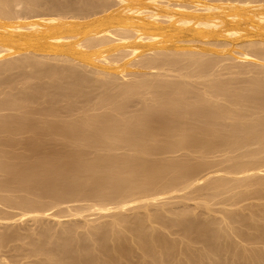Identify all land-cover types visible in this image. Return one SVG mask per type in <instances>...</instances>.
<instances>
[{
	"label": "bare ground",
	"instance_id": "1",
	"mask_svg": "<svg viewBox=\"0 0 264 264\" xmlns=\"http://www.w3.org/2000/svg\"><path fill=\"white\" fill-rule=\"evenodd\" d=\"M79 1L81 4L77 5ZM59 2L62 1L52 5L53 11L51 8L49 13H41L35 12V8L46 5L48 0H0V74L8 73L0 78V94H4L0 98V110L18 111L6 119H2L3 115L0 117V224L5 228L4 221L7 227L17 222L13 225L25 229L26 226L21 224L24 221L41 222L42 216L58 218L61 213L56 215L50 211L62 204H66L71 216L83 217V212L87 210L96 211L98 215L116 216L111 218L114 220L109 226L103 225L102 235L92 232L101 225L89 226L91 230L86 239L92 242L90 246L84 243L76 225L63 227L61 232L53 234L49 225L43 227L42 223L41 227L39 223L35 226L36 237L34 234L31 236L33 231L26 234L20 232L21 235L17 229V234L16 230L12 229L13 233L6 230L5 237L0 239V246L9 245L7 250L11 251L17 246L13 241L29 237L28 244L32 248L28 250L27 259L33 256V259L30 257L32 264H113L136 249L141 250L138 253L142 259L140 264H169V261H174V251L170 255L171 250L178 243L166 237L160 231L161 227L171 235L174 232L187 238L188 232L196 228L206 232L207 227L206 230L204 225L180 228L178 224L184 219L189 220L188 216L182 221L169 219L165 212L169 213L171 208L151 211L150 205L158 204L157 201L170 193L183 194L185 189L190 193L194 185V188L199 185L198 190L193 189L197 190V194L203 189L215 191L218 187L224 188V185L232 183L233 179L226 182L231 177L229 174H244L246 178L240 176L244 180L254 175L252 184H264L261 179L262 173L264 176V158L260 155L264 153V117L260 118L264 112V0H67L58 6ZM20 3L26 11L16 9ZM48 59L61 62V65L53 64V61L49 63ZM228 59L232 62H226ZM248 66H259L257 74L260 76L253 77L249 82L245 80L246 86L240 90L235 88V93L229 90L231 81L225 84L226 79L224 84L228 85L230 93H227V87H222V80L221 84L209 83L212 76H220L225 69L239 73L244 67L240 71L247 75V72L250 73V69H246ZM192 76L205 80L199 91L185 88ZM31 79L42 82L51 79L53 84L45 87L36 81L40 84L17 85H25ZM219 89L224 91V95ZM51 91L52 97L60 95L70 100L69 104L81 97L80 101L93 105L94 110L107 105L115 113L103 112L101 116L97 114L99 118H94L97 115L92 113V117L63 118L60 121V117L53 121V115L54 119L50 120L47 117L49 108L32 107L30 103H37L40 96ZM92 93H96L97 97L90 104ZM220 94L224 97H220L223 103L218 101ZM52 97H49L50 102ZM46 100L49 101L47 97ZM224 101L231 105L225 106ZM133 102L142 105L138 114L130 112L135 109L132 108ZM237 103L241 106L251 103L249 111L244 106L245 109H236L234 105ZM252 104L260 107L258 110L262 108L261 113L255 106L251 108ZM129 106L133 110H127ZM67 111L70 109L67 108ZM253 111L258 112L256 119ZM220 144L224 145L221 146L223 149L246 146L249 151L252 147L253 150H246L243 156L255 158L260 155L257 156L259 160L249 158L244 162L245 159H242L244 163L239 160L240 163L233 166L217 168L221 165L217 159L220 164L216 160L219 165L215 168L213 165L216 162L213 161L212 165L210 159L209 164L202 158H206L205 155L207 159L215 156L218 151L215 149ZM254 144L261 146L255 149ZM242 148L239 150L242 151ZM179 151H183V155L187 152L186 156L197 152L201 160L198 161L200 156L193 162L190 159H161ZM179 156L181 158L182 154ZM213 173L218 174V178L208 180L214 176ZM225 174L229 176L223 180ZM249 180L251 182V178ZM252 184L248 186L246 183L242 191L250 185L251 189L252 186L258 188ZM259 188L263 190L264 186ZM201 192L200 196L204 198L205 192L204 195ZM208 192L205 197H209ZM259 193L256 197L261 195ZM253 194L249 196L254 197ZM82 201L87 202L85 206H74L75 202ZM134 207L148 211L140 216L136 212L134 217L121 214ZM109 211L118 212L111 214ZM153 224L161 226L160 229ZM117 225L122 228L115 229ZM148 225H151L150 230H146ZM257 234L248 238L250 243L255 239L262 242L263 234ZM27 242L22 244L28 245ZM86 248L95 250L96 254L85 255L82 251ZM2 249L0 255L7 252ZM5 254L4 258L0 257L3 258L0 262L9 257L8 253ZM17 260L20 257H16Z\"/></svg>",
	"mask_w": 264,
	"mask_h": 264
},
{
	"label": "rangeland",
	"instance_id": "2",
	"mask_svg": "<svg viewBox=\"0 0 264 264\" xmlns=\"http://www.w3.org/2000/svg\"><path fill=\"white\" fill-rule=\"evenodd\" d=\"M56 1V2H55ZM57 1H62V2H59L58 3V6H60L59 4H61V3H63V2H66V1H64V0H48V3H46V5H43V6H41L40 5V7L38 6V7H36L35 8V12H41V13H49L50 11H51V8L53 7L52 5H54V6H56L57 4ZM75 2H77V0H74ZM82 1V0H81ZM54 2V3H53ZM78 4L77 5H79V4H81L80 3V1L79 2H77ZM50 4H51V6H50ZM47 5H49L50 6V9H49V6L48 7H46ZM76 5V7H79V6H77ZM23 5H22V3H20L19 5H18V7L16 8L17 10H19V11H21V12H23V11H26L23 7H22ZM46 7V8H45ZM82 8H84V7H82ZM66 10V9H65ZM69 10H71V9H69ZM52 11H53V8H52ZM49 60V59H48ZM47 60V61H48ZM50 61H51V63H52V61H53V64L54 63H56L57 65H61V62H56V61H54V60H49L48 62L50 63ZM226 62H232V61H230L229 59L228 60H226ZM62 64H64V63H62ZM258 67V68H257ZM242 68V67H241ZM240 68V70L241 71H243L242 69ZM250 69V73L249 72H247L248 74L246 75V73L245 72H241L240 70H239V73L241 72L242 74H239L237 71H235L234 69H233V71H235V72H230V71H228L227 69H225L222 73L223 74H221L220 76L218 75V76H212V78H211V80H209V83H219V84H221L220 82H222L223 81V86L222 87H224L225 86V84H228V82L229 81H231V82H229V83H231V84H229V86H230V89L228 88V85H226L225 87H227V88H225V89H227L226 91H227V93H230V91H228V89L229 90H231V92H233V93H235L237 90H240L241 88H243V86H246L245 84L247 83V81H245V80H248V82L249 81H251V80H253L254 78L253 77H255V78H259V76H258V74H257V72H258V70H260V67L259 66H248V67H246V69ZM258 69V70H257ZM237 70V69H236ZM188 71V70H187ZM253 71V72H252ZM256 71V72H255ZM225 72V73H224ZM229 74H228V73ZM256 73V74H255ZM6 74H8L7 72H6ZM5 73L3 74H0V78H2V77H4L5 75H6ZM224 74H225V76H224ZM245 74V75H244ZM240 75V76H239ZM255 75V76H254ZM227 76V77H226ZM231 76V77H230ZM235 76V77H234ZM248 76V77H247ZM257 76V77H256ZM222 77V78H221ZM226 77V78H225ZM245 77V78H244ZM196 78V77H195ZM195 78H193V76H192V80L191 79H188V80H190L189 82H190V84H192V85H190L189 83H186L188 86H185V88H187V89H189V88H192V89H197V90H195V91H199L198 90V88H201L202 87V84L203 83H205L204 81V79H202V78H196V80H194ZM216 78V79H215ZM224 78V79H223ZM228 78V79H227ZM242 78V79H241ZM251 78V79H250ZM253 78V79H252ZM174 79H176V77L174 78ZM219 79V80H218ZM226 79V81L225 82H227V83H225L224 82V80ZM232 79V80H231ZM240 79V80H239ZM37 82H40L43 86H45V87H49L50 85L52 86V84H53V81H51V79H47V80H43V82H42V80L41 81H39L38 79H35ZM49 80V82H47ZM176 80H178V79H176ZM203 80V81H202ZM213 80V81H212ZM215 80V81H214ZM222 80V81H221ZM228 80V81H227ZM238 80V81H237ZM245 81V83H244V81ZM36 81H34V79H31L30 81H26L25 82V85H24V83L22 84V83H20V84H17V85H19V87H21L22 85L23 86H26V84H27V86L28 85H30V84H32L33 83V85H39L38 83H36ZM45 81V82H44ZM197 81V82H196ZM35 82V83H34ZM55 82V81H54ZM195 82V83H194ZM237 82V83H236ZM206 83H208V82H206ZM225 83V84H224ZM240 83V84H239ZM194 84V85H193ZM196 84H198V85H196ZM233 84H234V86H233ZM236 84V85H235ZM200 85V86H199ZM191 86V87H190ZM194 86H196V88L194 87ZM222 87H220V88H222ZM93 88H95V87H92V89ZM224 88H223V90H224ZM237 90H236V89ZM91 89V90H92ZM93 90H95V89H93ZM220 90V89H219ZM223 90H220L221 91V93H223L224 91ZM234 90V91H233ZM226 91L224 92V93H226ZM224 93H223V95H224ZM226 93V94H227ZM52 94H53V92L51 91L50 92V94L48 93V94H44V96H40L38 99H37V103H35V102H32V103H30L31 104V106L32 107H35L36 105L39 107H41V108H44V110L45 109H47V108H49V110H50V114L47 116V117H50V120H52V119H54L53 121H56V120H58V118H59V121L62 119L63 120V118H65V120L67 119V120H70V119H72V120H75V119H77V117L78 118H80V116L81 117H84V116H88L89 115V117H90V115H91V117L93 116L92 115V113L94 114V115H102V114H107V113H115V112H113L112 110H111V108H109L107 105L106 106H102L101 107V109H100V107H98L99 109H96V110H94L95 109V107H93V105H89L87 102L86 103H84L83 101H80L81 100V97H79V98H75L74 99V101L72 102V104H69L70 103V100H68V99H66V98H61V96L59 97V96H53L52 97ZM93 94V93H92ZM96 93H94L93 94V96H91L92 98V100H91V103L90 104H92L96 99H95V97H97V94L95 95ZM4 94H0V98L2 99L4 96H3ZM51 95V96H50ZM222 94H220V96H218L219 98H218V101H220L221 102V100H222V103H223V99H224V97H222L221 96ZM235 96V95H234ZM46 97L49 99V101L48 100H46ZM49 97H52V103L50 102V98ZM220 97L221 98H223V99H220ZM231 97H232V95H231ZM236 97V99H239L237 96H235ZM57 98V99H56ZM93 98L95 99V100H93ZM232 98H234V97H232ZM39 99H40V101H39ZM56 100V101H55ZM76 100V101H75ZM39 101V102H38ZM59 101V102H58ZM61 101V102H60ZM78 102V103H77ZM83 104H82V103ZM226 101H224V103H225ZM49 103H51V104H49ZM54 103V104H53ZM134 103V102H133ZM33 104V105H32ZM39 104V105H38ZM251 104V103H250ZM250 104H247L246 106H244V105H242L241 106V104L239 105V103H237V104H235L234 105V107L236 108V109H240V108H243V109H245L244 107H246V109L245 110H247L248 109V105H250ZM81 105V106H80ZM135 105V106H134ZM134 105L132 106V108L134 109H132L130 106V108L129 109H127V110H133V112L132 111H130L131 112V114H138L139 112H140V109L141 108H139V107H141L142 105H141V103H139V104H135L134 103ZM141 105V106H140ZM225 105V104H224ZM229 105H231L230 103H228L227 104V102H226V105L225 106H229ZM36 106V107H37ZM68 106V107H67ZM244 106V107H243ZM255 106V105H254ZM253 106V104H252V107L251 108H253L254 107ZM27 107V106H26ZM47 107V108H46ZM62 107V108H61ZM90 107V108H89ZM104 107V108H103ZM108 107V109H105V108H107ZM139 109H138V108ZM256 107V108H255ZM254 108L257 110V111H260L261 109H259L258 110V108H260V107H258L257 108V106H255ZM54 108V109H53ZM65 108V109H64ZM67 108H69L70 109V111H67ZM85 110H87V111H84V109ZM97 108V107H96ZM90 109H92V110H90ZM250 109V108H249ZM3 110V109H2ZM90 110V112H88ZM253 110V109H252ZM5 110H3V111H1L0 110V113H2V114H0V117H2V115H3V117H2V119H6V118H8L11 114H16V111L15 110H6L5 112H4ZM14 111H15V113H14ZM67 111V112H66ZM83 111V112H82ZM247 111H249V110H247ZM250 111H251V109H250ZM12 112V113H11ZM70 113V115H67V114H69ZM72 112H73V114H72ZM104 112V113H103ZM107 112V113H106ZM130 112H128V114H130ZM17 113H18V111H17ZM51 113H53L52 114V116H50L51 115ZM247 113V112H246ZM251 113H252V111L249 113L250 114V116H251ZM260 113H261V111H260ZM6 116H5V115ZM58 114V115H57ZM80 114V115H79ZM83 114V115H82ZM86 114V115H85ZM8 115V116H7ZM53 115H54V118H53ZM60 115V116H59ZM79 115V116H78ZM98 115L97 116H95L94 118H99L98 117ZM100 115V116H101ZM255 115H258V112H256L255 113V111H253V116H255ZM261 116H262V118L264 117V112H263V115L262 114H260V118H261ZM6 117V118H5ZM62 117V118H61ZM258 117H259V115H258ZM52 118V119H51ZM252 118V117H251ZM257 118V116H255V119ZM1 119V118H0ZM48 119V118H47ZM253 119H254V117H253ZM255 145H257V144H254V145H252V146H254L253 148H255V149H257L259 146H261V144L259 145H257V146H255ZM221 146H224V145H222V144H220V146H217V148L215 149V151H217V153H215V151H214V153H215V156L211 153V155H213V156H210V158H208L207 159V155H205L206 156V158H202V159H204L205 160V162H207V163H209L210 164V160H211V164L213 165L215 162H216V160L218 159L219 160V162H221V165H219L220 163L218 162V160H217V162L219 163H215V164H217V165H213V166H215V168L219 165V167H217V168H226V166H228V165H232V164H236V163H240L239 162V160L241 161L242 159H245V161L244 162H246V161H248V160H250V159H255V160H259V157H257V156H260L261 155V157L262 158H264L263 156H264V153H262V154H260V155H257V156H254L255 158H253V157H249V156H247V158H246V155L245 156H243V154L244 153H246V146H244L243 148H242V146L240 147V146H238L239 148H240V150H241V148H242V151H240L239 150V148H237V147H234V148H237L238 149V151H237V149H235L234 150V148L231 146V149L229 148V147H225V149H223ZM221 149V150H219V148ZM248 147H251V146H248ZM226 148H228V150H229V153L227 152L228 150L226 149ZM232 148H233V150H232ZM243 149H245V151L243 152ZM251 150H253L252 149V147L250 148V150L249 151H251ZM121 151V150H120ZM120 151H118V152H120ZM220 151V152H219ZM224 151V152H223ZM230 151H232V152H230ZM233 151H234V153H233ZM248 150H247V152H249ZM255 151H257V150H255ZM121 152H125V150H123V151H121ZM127 152V151H126ZM226 152V153H225ZM242 152V153H241ZM127 153H131V151H128ZM177 153H180V154H182V156H181V158H180V154H178V156H177ZM175 152V153H173V154H175V155H173L172 153H170V155L169 154H167V155H164L165 157H161V159H163V160H167V161H176V160H182V159H190L189 161H191V162H193V161H197V159H198V156H200L199 157V160L198 161H200L201 159V155H199V154H194V152H193V154H189L188 156H186L187 154V152H185V155H183V151L181 152V151H179V152ZM238 154V155H237ZM169 155V156H168ZM172 155V156H171ZM195 156L194 158H193V156ZM197 155V156H196ZM209 155H210V153L208 154V157H209ZM240 155H242V156H240ZM168 156V157H167ZM186 156V157H185ZM229 156V157H228ZM231 156V157H230ZM174 157H175V159H174ZM178 157V158H177ZM190 157V158H189ZM197 157V158H196ZM202 157H204V156H202ZM243 157V158H242ZM192 158V159H191ZM224 158V159H223ZM230 158V159H229ZM250 158V159H249ZM262 158H260L261 160H262ZM206 159H207V161H206ZM210 159V160H209ZM247 159V160H246ZM209 160V161H208ZM235 160V161H234ZM213 161H214V163H213ZM223 161H224V163H223ZM237 161V162H236ZM243 162V160H242V163H244ZM223 163V164H222ZM227 163V164H226ZM224 164H226L225 166H223ZM220 166H222V167H220ZM229 166V167H230ZM233 166V165H232ZM213 169H214V167H212ZM263 168H264V166H263ZM213 169H211V171L213 170ZM216 170V169H215ZM257 174H261V172H258ZM257 174H255V177H257L258 178V176H259V178H260V175H257ZM263 174V173H262ZM261 174V176H262V178L261 179H263L264 180V176ZM212 175H214V176H212L211 177V179H208V180H212L213 179V177H214V179H216V178H218V177H216V175H218V174H212ZM225 175H227V174H225ZM224 175V176H225ZM231 176V177H229V178H227L228 176ZM229 175H227L226 177H224L223 176V178H225V179H223V180H226V178H227V180H226V182H228L229 183V179H230V181H231V179H233L232 180V183L230 182L229 184H227V185H224V184H226V182L225 183H223L222 185H224V188L221 186V188L220 187H218V188H220V190H218V188H216L215 189V191H213V189L211 190V189H206L207 191H205L204 189V191L202 190V192L201 191H198V194H197V190H198V186L196 185V187L194 188V186H191L192 188L189 190L190 191V193L187 191V189H185V190H183V194L182 193H178V192H176V194H173L172 195V193H170V194H168V196L167 197H165V198H162V200L161 201H157V203L158 204H154V205H150L149 206V208L151 209V211H153V210H156L157 208V210H161V211H164V209L165 208H168L169 207V209L171 208V210L169 211V213L168 212H165V216L167 217V218H169V219H179L180 221H182V218H186V216H188V218H190L189 220L187 219V220H183L180 224H178L179 226L178 227H180V228H182V227H189V228H194V227H196V226H199V227H201V226H203L204 225V229L206 230V227H207V230H206V232H204L203 230H200V229H198V228H196L197 230H192L190 233L188 232V238L187 237H182V235L180 236V234L179 235H176V234H178V233H174L173 232V234L174 235H171L172 233H169V232H167L165 229H163L161 226H159L158 224V227H157V225L155 224V226H154V224H153V226L154 227H156L158 230L160 229V227H161V229H160V231L162 232V233H164V235L166 236V237H168L170 240H173V241H175L174 243L176 244V243H178L177 245H175V247L173 248V250H171V252L172 253H170V255H172L173 254V251H174V254L171 256L172 258H174V261L173 260H171V258L169 259V260H171L172 262H168L169 264H179L180 263V261H181V263L183 264H264V232L263 233H261V232H259V231H264V199L262 200L261 199V197H264V188H263V190H261L259 187H261L262 188V186H264V184H262L261 186L260 185H257V184H255V183H253L252 184V180H254V179H252L253 177L252 176H254V175H252L251 177H249V179L251 178V182H250V180L248 181L247 179H240V176L242 175V174H240V175H238V174H229ZM233 175H235L236 177H234V178H236V180H234V178H233ZM257 175V176H256ZM243 176V178L246 176H244V174L242 175ZM216 177V178H215ZM242 178V177H241ZM246 178V177H245ZM207 180V181H208ZM242 180H244V181H242ZM206 181V182H207ZM234 181H236L238 184H236V182H234ZM241 183H240V182ZM243 182H244V184H243ZM251 183L252 185H257L258 186V188L256 187V189H255V186L253 187L252 186V189L250 188L251 187V185H250V187H246V189H245V187H244V189H245V191L243 190L242 191V186H247V185H245L246 183L248 184V186H249V183ZM233 184H234V186H233ZM233 186V187H232ZM235 186H237L239 189H237V187H235ZM197 188V190H194L193 191V189H196ZM228 188H230V189H228ZM237 190H236V189ZM247 188H249L250 189V191L248 190V191H246L247 190ZM221 189H222V191H221ZM223 189H224V191H223ZM225 189H226V191H225ZM229 191H228V190ZM232 189H234V190H232ZM200 190V189H199ZM231 190V191H230ZM236 190V191H235ZM255 190V192H253ZM259 190H261L260 191V193H259ZM209 191V192H208ZM218 191V192H217ZM221 191V192H220ZM240 191V192H239ZM182 192V191H181ZM200 192H201V195L203 194L204 195V192H205V195L207 194L206 192H208V196L209 197H207L208 198V200L206 201V197H205V195H204V198L202 197V196H200ZM220 192V193H219ZM241 192H245L244 194L243 193H241ZM261 192H263V194L261 193ZM211 193V194H210ZM217 193V194H216ZM249 193V194H248ZM250 193L252 194V193H254L253 194V196L254 197H252V195L251 196H249L250 195ZM257 193V194H256ZM258 193L259 194H261V195H259V196H261V197H259V196H257L256 197V195H258ZM197 194V195H196ZM213 194V195H212ZM235 194V195H234ZM248 194V195H247ZM176 195V196H175ZM184 195V197H182ZM190 195V196H189ZM195 195H196V197H195ZM238 197H237V196ZM263 195V196H262ZM176 198H175V197ZM199 196V197H198ZM211 196V197H210ZM171 197H173V198H170ZM190 197H191V199H190ZM194 197V198H193ZM225 197V198H224ZM231 197H234V198H231ZM197 198V199H196ZM203 198V199H202ZM211 198V199H210ZM229 198H231V199H229ZM165 199V200H164ZM187 199V200H186ZM204 199H205V201H204ZM232 199H236L235 201L234 200H232ZM168 200V201H167ZM226 201V203H225V201ZM230 200V201H229ZM232 200V201H231ZM171 201V202H170ZM201 201H203V203H201ZM228 201V202H227ZM237 201V202H236ZM160 202V203H159ZM165 202V203H164ZM174 204H173V203ZM179 202V204H177ZM205 202H207V203H205ZM229 202H231V203H229ZM84 203V204H83ZM87 202H83L82 201V203L81 202H75L74 203V206H79V207H81V206H85V204H86ZM161 203H162V205H161ZM181 203V204H180ZM197 203V204H196ZM225 203V204H224ZM238 203V204H237ZM249 203V204H248ZM78 204V205H77ZM165 204H166V206H165ZM167 204H169V205H167ZM172 204V205H171ZM184 204H185V206H184ZM199 204V205H198ZM234 204V205H233ZM160 206V208H159V206ZM176 205V206H175ZM179 205V206H178ZM203 205V206H202ZM230 205V206H229ZM165 206V207H164ZM173 206V207H172ZM184 207V208H182V207ZM187 206V207H186ZM206 206H208L209 207V210H208V207H206ZM249 206V207H248ZM162 207V208H161ZM176 207V208H175ZM206 207V208H205ZM243 207V208H242ZM0 208H1V205H0ZM3 208V207H2ZM62 208V209H61ZM225 208V209H224ZM259 208H261V209H259ZM140 209V210H139ZM224 209V210H223ZM226 209H227V211H226ZM241 209V210H240ZM249 209V210H248ZM260 211H259V210ZM52 210V209H51ZM61 210H62V212H61ZM143 210V211H142ZM175 210V211H174ZM222 212H221V211ZM242 210H243V212H242ZM66 211V212H65ZM145 211V212H144ZM146 211H148V210H144L143 208H136V207H134V208H132V210L131 209H128V210H126L125 212H121V214L122 215H126V216H128V217H134V216H137V213L136 212H138V216H140V215H143L144 213H146ZM238 211V212H237ZM251 211V212H250ZM256 211H257V213H256ZM50 212H54V213H56V215L58 214L59 215V213H61L60 215H59V219L56 217H54V216H50V217H44V216H42V217H40V219L43 221H38V222H35V223H33L31 220H27V221H24L23 223H21L22 224V226H26V228L24 229V227L21 229V228H19L18 226H14L15 224L14 223H12L11 224V227H10V225H8V227H7V225H6V221H4V225L7 227V229H6V227L4 228V226H3V224H0V239H2V237H5L4 235L7 233L6 232V230L7 231H12V229H13V231L14 230H18V233H29L30 231H33V232H30V234H31V236H32V234H34L33 236L34 237H36L35 235H37L36 233H34V229L37 227V225H38V223H39V225L42 223V226L44 227V226H48L49 225V227H50V229H51V232L54 234V232L55 233H58V231L59 232H61L62 230L61 229H63V227H66V226H69V225H72V226H75L77 229V232L79 233V235L81 236V238H83V241H84V243L88 246H90V244L92 243L89 239H86V237H89V229H90V227H97V225L98 226H102V228H97V229H92V232H94L95 233V235H102L103 233H104V229H103V227L104 226H109V224H111L112 222H113V220L114 219H111V218H115V214L114 215H104L103 213H99V215H98V212H94V213H92V211H85V212H83V217H81V216H79V215H68V211H67V208H66V204H62V205H60V207L58 206V207H54L53 208V210L52 211H50ZM87 212V213H86ZM111 214H112V212L113 211H109ZM115 212H118V211H114L113 213H115ZM126 212H127V214H126ZM143 212V213H142ZM172 212V213H171ZM175 212V213H174ZM182 212H185L184 214H181ZM225 212V213H224ZM236 212V213H235ZM253 212V213H252ZM64 213H66V214H64ZM85 213V214H84ZM130 213V214H129ZM142 213V214H141ZM168 213V214H167ZM171 213V214H170ZM174 213V215H172ZM235 214V219H234V214ZM63 214H64V216H63ZM227 216H226V215ZM232 214V215H231ZM237 214V215H236ZM62 215V216H61ZM252 215V216H251ZM259 215V216H258ZM169 216V217H168ZM191 216V217H190ZM222 216H223V218H222ZM232 216V217H231ZM239 216H240V218H239ZM251 216V217H250ZM99 217V218H98ZM195 217V218H194ZM208 217V218H207ZM225 218L228 220L229 218V220H231V221H229V222H227V220H225ZM233 218V219H232ZM39 219V220H40ZM85 219V220H84ZM98 219V220H97ZM214 219V220H213ZM220 219V220H219ZM242 219V220H241ZM252 219V220H251ZM88 220V221H87ZM92 220V221H91ZM87 223H86V222ZM89 221H91V222H89ZM108 221V222H107ZM226 221V222H225ZM235 221V222H234ZM7 222H11V221H7ZM60 222V223H59ZM62 222V223H61ZM188 222V223H187ZM206 222V223H205ZM219 222V223H218ZM224 222V223H223ZM232 224H231V223ZM243 222V223H242ZM37 223V224H36ZM44 223V224H43ZM47 223V224H46ZM226 223H227V225H226ZM229 223V224H228ZM235 223V224H234ZM14 224V225H13ZM206 224V225H205ZM219 224V225H218ZM234 224V225H233ZM258 224H259V226H258ZM12 225L14 226V227H12ZM92 225V226H91ZM104 225V226H103ZM216 225V226H215ZM239 225V226H238ZM245 225V226H244ZM248 225V226H247ZM251 225V226H250ZM36 226V227H35ZM90 226V227H89ZM217 226H218V229H217ZM4 228L3 230H5L4 232L5 233H3V235H1V233L3 232V230H1L2 228ZM17 227V228H16ZM30 227H32L33 228V230H32V228H30ZM39 227V226H38ZM40 227H41V225H40ZM79 227V228H78ZM119 227V228H118ZM151 225H148L147 226V228H146V230H150L151 228ZM228 227H230L229 229H228ZM236 227V229H234ZM27 228H30V229H27ZM122 227L121 226H115V229H121ZM242 228V229H241ZM260 228V229H259ZM9 229V230H8ZM11 229V230H10ZM20 229H21V231H20ZM24 229V230H23ZM27 229V230H26ZM221 231H220V230ZM231 229V230H230ZM246 229V230H245ZM255 229H256V231H255ZM263 229V230H262ZM17 230L15 231L16 232V234H17ZM25 230H26V232H25ZM91 230V229H90ZM163 230V231H162ZM165 230V231H164ZM219 230V231H218ZM13 231H12V233H13ZM24 231V232H23ZM28 231V232H27ZM57 231V232H56ZM202 231V232H201ZM212 231V232H211ZM218 231V232H217ZM240 231V232H239ZM245 231V232H244ZM250 231H252V232H250ZM14 232V233H15ZM201 232V233H200ZM234 234H233V233ZM20 233V234H21ZM88 233V234H87ZM107 232H105V234H106ZM203 233V234H202ZM241 233V234H240ZM245 233V234H244ZM257 233H259V234H263V240H262V242H261V240H259V242H258V239L256 240H254L253 242H251L250 243V238H253V237H255L256 236V234ZM169 234V235H168ZM189 234H191V235H189ZM207 234V236H205ZM22 235V234H21ZM203 235V236H202ZM214 235V236H213ZM233 235V236H232ZM245 235H248L246 238H244L245 237ZM258 235V234H257ZM32 236V237H33ZM84 236V237H83ZM173 236V237H172ZM205 236V237H204ZM234 236H236V237H234ZM179 237H181V238H179ZM202 239L201 240V242H200V238ZM224 237V238H223ZM228 237V238H227ZM238 237V238H237ZM192 238V239H191ZM205 238H207V239H205ZM243 238V239H242ZM249 238V239H248ZM27 239V240H26ZM175 239V240H174ZM180 239H182L181 240V242H180ZM205 239V240H204ZM233 239V240H232ZM245 239V240H244ZM20 240V241H19ZM26 240V241H25ZM80 240H82V239H80ZM192 242H191V241ZM28 241V242H27ZM60 241V240H59ZM58 241V242H59ZM177 241V242H176ZM179 241V242H178ZM186 241L187 242H189L188 244L186 243ZM207 241V242H206ZM16 243V247H13L12 248V250L14 249V251H10V250H7V249H9V247L7 248V246H9V245H7V246H0V249H2V248H5L6 249V251L7 252H4V253H2L1 255H0V257H3L4 258V256H6V254L5 253H8V255H7V259H12V260H8V261H15V262H12V264L14 263H17L18 262V264H27V262L29 263V264H32V262H31V258L33 259L34 257L32 256H30L29 257V259H27L28 257H27V254H28V250L29 249H31L32 248V246H31V244H28L29 242H30V239H29V237H22V240L21 239H16L15 241H13V243ZM25 242H27L26 244H28V245H24V244H22V243H25ZM255 242V243H254ZM14 243V244H15ZM19 243H20V247L18 248V245H19ZM180 243H181V245H180ZM185 243V244H184ZM194 243V244H193ZM198 243H200V244H198ZM201 243H202V245H201ZM252 243H254V244H252ZM22 244V245H21ZM184 244V245H183ZM189 244H190V246H189ZM207 244L208 245H210V246H207ZM218 244V245H217ZM248 244V245H247ZM237 245V246H236ZM263 245V246H262ZM25 246H27L26 248H25ZM180 246V247H179ZM202 246V247H201ZM217 246V247H216ZM22 247H24L23 249H22ZM177 247V248H176ZM179 247V248H178ZM228 247V248H227ZM240 247V248H239ZM254 247H255V249H254ZM224 248V249H223ZM227 248V249H226ZM16 249V250H15ZM18 249H20V250H18ZM27 249V250H26ZM88 248H86V249H84L82 252L83 253H85V255L87 254L88 256H92V255H95L96 254V251L95 250H93V249H91V250H87ZM180 249V250H179ZM199 249V250H198ZM2 250H4V249H2ZM22 250V251H21ZM178 250H179V253H177L178 252ZM183 250V251H182ZM232 250V251H231ZM248 250V251H247ZM8 251H10V252H8ZM18 251V252H17ZM19 251H21V252H19ZM134 250H132L131 252H129L128 254H126L127 256H126V258H121L119 261V263H113V264H140L141 263V257H138V255L140 254V252H141V250H139V249H136L134 252H133ZM137 251V252H136ZM201 251V252H200ZM203 251V252H202ZM253 251V252H252ZM14 252H16V253H14ZM26 252V253H25ZM228 252V253H227ZM244 252V253H243ZM139 253V254H138ZM180 253H182V255H184V256H181L180 255ZM220 253V254H219ZM9 254H11V256L9 255ZM13 254H15V255H13ZM19 254V255H18ZM24 255V254H26L24 257L22 256L21 257V255ZM169 254V253H168ZM178 254V255H177ZM203 256H202V255ZM226 254V255H225ZM250 254V255H249ZM177 255V256H176ZM193 255V256H192ZM219 255V256H218ZM245 255V256H244ZM248 255V256H247ZM175 256H176V258H175ZM207 256V257H206ZM243 256V257H242ZM16 257H17V259L20 257V260H17L16 261ZM133 257V258H132ZM199 257V258H198ZM3 258H0V260L1 259H3ZM21 258H23V259H21ZM24 258H26L25 259V261H24ZM177 258H179V259H177ZM255 258V259H254ZM7 259L6 260H3V261H1L0 263L2 264L3 262H4V264H6L8 261H7ZM14 259V260H13ZM124 259V260H123ZM138 259H139V261H138ZM200 259V260H199ZM108 261H109V258L107 259ZM175 260H178V261H176L175 262ZM237 260V261H236ZM258 260V261H257ZM6 261V262H5ZM30 261V262H29ZM137 261V262H136ZM183 261V262H182ZM11 262H9L10 264H11ZM20 262V263H19ZM23 262V263H22ZM109 262H112L111 260L109 261ZM177 262H179V263H177ZM187 262H189V263H187ZM9 263H7V264H9ZM180 263V264H181ZM95 264H97V263H95Z\"/></svg>",
	"mask_w": 264,
	"mask_h": 264
}]
</instances>
